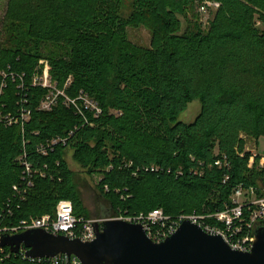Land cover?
<instances>
[{"label":"trees","instance_id":"trees-1","mask_svg":"<svg viewBox=\"0 0 264 264\" xmlns=\"http://www.w3.org/2000/svg\"><path fill=\"white\" fill-rule=\"evenodd\" d=\"M76 1L91 10L79 15L63 0L7 2L4 19L27 26L25 37L36 35L0 46L2 110L19 116L23 107L30 114L12 124L0 121V229L55 214L64 198L78 217L89 218L67 148L100 176L99 216L156 208L171 217L204 214L231 204L237 184L264 186V166L250 164L245 146L246 136L264 135V0H212L218 6L207 7L212 15L205 28L192 22L183 28L179 19L196 0H134L126 19L122 0ZM140 23L153 29L151 46L128 36L127 26ZM47 41L63 43L64 53L42 51ZM44 56L65 95H88L99 105L97 116L84 115L61 94L50 109L40 108L50 88L32 79ZM194 99L201 101L200 113L179 120ZM24 153L37 169L32 185L23 179ZM219 156L229 168L215 165ZM0 264L55 263L6 246Z\"/></svg>","mask_w":264,"mask_h":264},{"label":"built area","instance_id":"built-area-1","mask_svg":"<svg viewBox=\"0 0 264 264\" xmlns=\"http://www.w3.org/2000/svg\"><path fill=\"white\" fill-rule=\"evenodd\" d=\"M209 6L216 7L218 6V3L212 0H206L202 3L201 8L206 10ZM43 68L45 73H49L48 63H45ZM1 73L4 74L3 71ZM38 73L40 72H36L34 74L32 83L50 88V91L45 94V97H43L40 104L41 109H50L56 103L59 94H61L65 96L66 103L68 105L75 104L78 111L86 115L85 109L93 104V100L88 95L80 94L77 97L71 98L65 95L64 90H55L54 85H51L47 81L43 82L40 80L41 77ZM70 81L71 77L67 79L65 84H68ZM5 86L6 81L3 78L0 82V100ZM19 86H23V82H21ZM79 100H82L84 104L78 103ZM2 106L4 105H2L0 101V121L8 124L19 122V119L27 120L30 116L29 111L23 107H21L18 111L19 116H16L11 113L3 112ZM99 113H97V115ZM60 140H65V138L61 137L53 139L52 142H49V144ZM245 146L246 149L250 151V164L258 161L261 165H264V155L250 149L248 145ZM40 149L43 154H46L45 146H41ZM244 153L245 152L243 151L240 155L244 156ZM20 159L24 164L25 171L23 179L25 180V184L32 185V176L35 172H37V169L33 168L32 163L29 162L25 153L20 155ZM215 165L226 166L228 168L230 167V163L226 159V156L217 157L215 159ZM41 174L44 175L43 172H41ZM228 178L229 176L227 175L224 180H227ZM14 187L20 192L18 185H15ZM55 210V214H44L37 217L23 218L17 224L1 228L0 234L1 232L14 233L24 231V229L27 228L42 227L50 232L53 231L56 233H63L65 235H69L70 237H81L85 240H93L96 237L95 221L102 223L101 221L103 218L92 219L83 216L78 217L75 214L73 202L69 198L60 199ZM114 218H122L126 221L134 223L141 222L144 225L146 233L157 242L163 241L166 237L174 234V232L177 231V228L185 220L189 219L199 224L204 230L212 234H222L226 242L230 244L233 249L237 248L242 251H248L254 244L253 242L255 240L256 228L261 225L264 226V186L257 187L255 185H243L242 183L235 185L231 194V204H228L226 207L218 209L214 212L204 214L196 211L190 213L181 212L177 214L176 217H171L164 212L163 208H156L148 211V213L141 212L135 215L120 214L114 216ZM209 218H213L215 222L213 223L208 221ZM1 249L2 247H0V250ZM20 250H22V253L26 256L25 247H22ZM31 259L49 260L55 264L60 262L62 264H80V261L76 256H69L68 254L66 255L63 253L53 257H39Z\"/></svg>","mask_w":264,"mask_h":264},{"label":"water","instance_id":"water-1","mask_svg":"<svg viewBox=\"0 0 264 264\" xmlns=\"http://www.w3.org/2000/svg\"><path fill=\"white\" fill-rule=\"evenodd\" d=\"M95 221L96 237L85 240L42 227L1 232L0 247L16 253L25 247L31 258L60 253L76 256L80 264H264V226L256 228L251 249L232 248L222 234H212L185 220L174 234L157 242L141 222L102 215Z\"/></svg>","mask_w":264,"mask_h":264},{"label":"rangeland","instance_id":"rangeland-1","mask_svg":"<svg viewBox=\"0 0 264 264\" xmlns=\"http://www.w3.org/2000/svg\"><path fill=\"white\" fill-rule=\"evenodd\" d=\"M8 0H0V46H13L15 42L16 36H18V40L26 39L27 41L30 38H34L36 35L35 31H32V34L29 35V37H25L21 33V29L23 31H26L27 26H21L19 28L15 23L6 21L4 19V15L7 9ZM64 5H66L67 8L72 6L75 9V12L79 15L85 14L88 10H91L87 5L84 3L81 4L80 2L76 0H63L62 2ZM202 1L196 0L195 6L188 10L187 13H181L179 14L180 22L182 23L183 28H186L191 22L192 24H200L203 28L208 26L209 18L211 17L212 13L210 9L203 10L201 8ZM71 7V8H72ZM134 8V0H122L121 6L119 8V12L121 17L127 18L130 16V14L133 12ZM73 9V10H74ZM20 29V30H19ZM127 32L129 38L139 45L144 46H151L153 43V29L148 25L144 23L140 24H134L127 26ZM12 43V44H11ZM42 44V47L40 48L45 53L50 51L52 52L51 55H57V53H64L63 43L61 42H53V41H47ZM34 45V44H33ZM40 67L43 68V65L45 66V63H48V66L50 68V61L49 57L44 56L40 60ZM42 63V64H41ZM39 74L41 77L40 80L43 82L47 81L51 85H54L55 90H64L63 88H60L57 82L53 79L51 72L45 73V70H43ZM67 85V84H66ZM82 104H84L82 102ZM93 106V107H91ZM202 106L200 99H194L189 102L188 108L186 111L182 112L179 116V120L181 121H193L195 117L200 113ZM99 105L93 101V104H91L85 111L92 112L95 116H97V113H99ZM101 112V110H100ZM246 136V135H245ZM246 145L249 146L250 149L255 150L256 152H259L260 154L264 155V135H261L258 139H255L254 137L246 136ZM65 157L68 163L69 168L74 172L75 174V181L78 183L80 188V194L82 195V200L85 208L88 212L89 218H103L99 216L100 214V208L98 206L97 196L99 192L98 188V182H99V174L96 172H89L87 168H84L80 165V163L74 159V153L71 148H67L65 151ZM260 167H263L264 165H261L260 162L257 164ZM114 217V216H112ZM26 250V249H25Z\"/></svg>","mask_w":264,"mask_h":264}]
</instances>
